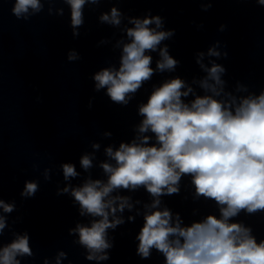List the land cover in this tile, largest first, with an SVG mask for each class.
Wrapping results in <instances>:
<instances>
[{
	"label": "clouds",
	"instance_id": "obj_1",
	"mask_svg": "<svg viewBox=\"0 0 264 264\" xmlns=\"http://www.w3.org/2000/svg\"><path fill=\"white\" fill-rule=\"evenodd\" d=\"M104 2L113 6L100 13V24L120 29L126 18L130 26L123 27V38L115 44L121 50L118 66L103 67L92 75L94 91L104 89L112 103L126 107L154 76L174 73L181 63L170 55L167 44L161 47L175 35V29L164 30V17L152 15L151 9L143 18L125 17L116 6L123 0H14L11 12L17 19L28 21L44 11L47 4L48 15L63 17L64 8L55 5H67L69 27L73 38H77L85 22L86 6L98 7ZM196 2L202 11H208L217 0ZM254 2L264 6V0ZM225 29L226 25L221 24L219 31ZM221 49L217 40L206 54L202 50L195 52V63L205 73L201 79L193 78L189 84L180 76H171L159 86L152 84L146 102L138 106L137 114L142 117L136 126L139 135L131 142H121L116 149L108 146L104 150L108 160L99 167L106 180L89 176L80 186L57 190L58 196L70 194L73 206L79 205L81 217H92L88 225L77 223L69 229V235L78 234L75 243L87 250V260L111 258L105 252L114 247V238L112 243L108 240V230L124 225L126 221L117 213L134 207L130 196L113 193L144 188L152 202L144 205L143 226L135 237L139 242L136 254L142 260L151 259L155 249L162 255L163 264H264V239L258 241L251 226L234 222L241 212L247 216L264 213V88L257 94L237 81L229 90L223 78L227 69L216 62L228 56ZM156 52L159 59L153 67L152 53ZM205 55L215 58L209 60L210 66L203 62ZM80 59L75 49L69 50V62ZM192 85H198L203 94H197ZM145 133L153 134L155 142ZM103 135L111 137L112 133ZM99 147L98 143L92 144L94 150ZM94 158L92 153L82 155L80 167L88 172ZM61 167L65 181L80 175L73 163ZM185 176L191 177L194 199L214 201L218 216L208 214L202 220L183 224L179 213L173 219L169 208L160 207L162 196L179 195L180 181ZM44 178L51 179V169L44 170ZM38 191V181H26L21 197L34 198ZM0 209L12 213L15 203L0 199ZM134 220L128 217V222ZM6 227V217L0 215V236ZM29 242L30 236L25 233L0 247V264H21L22 258L33 257ZM61 257L66 258V254L60 252L56 264H60Z\"/></svg>",
	"mask_w": 264,
	"mask_h": 264
}]
</instances>
